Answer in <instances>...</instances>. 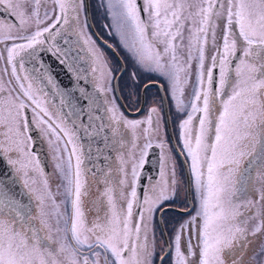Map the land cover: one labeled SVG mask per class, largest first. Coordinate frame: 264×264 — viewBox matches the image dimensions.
I'll return each instance as SVG.
<instances>
[{"label": "snow or ice", "instance_id": "6c2138e0", "mask_svg": "<svg viewBox=\"0 0 264 264\" xmlns=\"http://www.w3.org/2000/svg\"><path fill=\"white\" fill-rule=\"evenodd\" d=\"M32 2L28 14L23 0H0V7L17 18H0V60L9 85L0 81V153H15L18 159L9 158V163L19 165L17 171L27 176L28 164L21 158H35L29 149L33 138L26 133L30 125H42L44 135L52 137L48 143L56 152L61 183L54 192L47 178L39 191L24 181L37 202L36 216L23 213L0 189V264H101V258L103 264H155L158 253L154 233L149 239V221L174 201L177 184L175 161L160 141L158 183L149 184L142 197L138 194V169L159 131L157 109L140 120L127 119L115 103L105 107L113 133L123 127L139 139L142 132L145 143L132 163L129 191L124 190L128 172L123 158L122 178L115 187L107 174L97 180L96 172L85 166L91 147L86 152L84 141L105 130L102 122L96 123L103 118L93 115L90 104L73 110L71 121L54 120L37 95L40 90L33 88L45 77L51 82L37 60L39 46L48 45V51L67 57L58 37L64 45L69 35L89 43L79 25L84 0H53L55 7L42 15L41 0ZM105 7L109 27L133 62L131 78L135 81L139 72L165 80L183 114L178 125L180 152L194 200L187 209L189 218L174 229L171 242L165 241L167 251L159 256L160 264L169 257V264H245L248 237L264 234V0H107ZM33 19L35 29L24 34ZM94 55L98 68L93 71L111 75L113 69L102 54ZM193 79L191 99L185 104V86ZM254 161L261 179L259 200L241 204L243 177ZM251 209L255 211L249 214ZM50 215L55 229L47 223ZM252 216L260 221L249 231ZM22 218L40 219L44 227L25 229L22 223L18 226ZM252 259L264 264V242Z\"/></svg>", "mask_w": 264, "mask_h": 264}, {"label": "rangeland", "instance_id": "374dc122", "mask_svg": "<svg viewBox=\"0 0 264 264\" xmlns=\"http://www.w3.org/2000/svg\"><path fill=\"white\" fill-rule=\"evenodd\" d=\"M106 2L107 0H90V11H91V18L94 27L97 29L98 33L101 37H103L105 40H107L109 43L112 42V40H115L114 45L119 49V51L122 53V58L125 63V74L122 75L120 81H119V90L120 94L127 104V107L131 111H136L139 108L140 104V91L142 86L149 82V81H157L160 82L166 91L167 97L170 101V108L172 110V113L174 114V120L177 122V130L178 134L180 135V129H179V121L183 118V114L179 113L175 106V101L171 97V93L168 90V86L165 80L157 78L154 75L144 74V73H137L136 80L134 81L131 78V73L135 71V68L133 67V62L128 54V52L125 50V48L122 46L120 37L118 34L115 33L114 29L109 27V25L112 23L110 17L108 16L106 12ZM24 7L26 9V12L28 14H31L33 11V2L32 0H23ZM79 3V0H78ZM55 7L53 0H41V7H40V13L41 15L45 10H48L49 12L52 11V9ZM17 19L16 17H14ZM50 23V21H49ZM79 25L81 31L84 33L85 38L89 40L88 44H84L86 48H83L82 44L77 42H73L71 40L72 38H68L69 43L68 45L76 52L79 57H82L84 61L87 63V70H89L91 73L88 74V81L91 85H96L97 93L101 97V100L105 107H111L113 103L116 104V101L114 99V95L112 92V82L114 77L119 71V65L116 62V60L112 57V55L109 53L107 49H105L101 44L95 41L93 36L91 35V32L89 31L88 26L84 27L85 25V10H84V4L83 8L79 11ZM43 26V25H42ZM36 25L34 23V19L30 20L29 24L25 26L26 31L24 34L30 33L35 29ZM13 32H16V29H13ZM59 37L57 39V42L59 41ZM116 43V44H115ZM113 45V44H112ZM40 49L44 48L43 46H39ZM91 49L92 51H90ZM40 51V50H39ZM38 51V52H39ZM37 52V53H38ZM96 54H102V58L104 61L107 62L108 67L113 69V72L111 75H108L107 73H104L103 75L100 73V71L93 72V68H98V62L96 61V57L94 55ZM207 63V62H206ZM4 61L0 60V81H3L5 87H8V77L4 75ZM194 83L193 81L189 82L188 85L185 86V92L183 96L184 103H189L191 99V91L192 86ZM34 90H40L37 91V95L44 104V106L48 109V111L52 114L54 120H59V118L63 117L66 119L65 115L63 114V108L60 104L57 102V98L53 94L52 87L49 85H42L39 82H36L33 84ZM103 89V91H101ZM118 105V104H116ZM118 107V106H117ZM152 108L157 109V113L155 114V119L158 122V129L159 131L155 134H153L152 138V144H155L158 146L160 141H164V147H167L166 144V131L164 128V122H163V112H162V103L160 96L158 92L152 88H148L145 91V105L143 107V110L141 113L138 114V116L135 117H126L127 119H145L148 114L149 110ZM31 110V117L33 115L32 108L29 107ZM55 112V114L53 113ZM101 117L104 121V132H105V139L103 138V142L97 145V156H104L105 154L111 153L112 155V171L115 173V181L118 178H122V174L119 172V168L121 167V158H123L127 163L125 165V169L128 172V184L124 187L125 192L130 190L132 177H131V166L134 160L139 159L140 156V148L144 145L145 139L143 136V133H139V139H135L132 135V132L130 129H126L123 127L117 128L115 133H113L112 128L109 126L108 121V115L104 112L102 113ZM67 120V119H66ZM35 125V124H34ZM36 126V125H35ZM70 126V125H69ZM146 126V125H145ZM38 130L40 131L41 138L43 139V142L45 144L47 154H48V160H49V177L46 176V174L41 171L42 169L38 165L37 167V159L34 154L33 157L35 159H32L29 161L27 158H21V161L23 163L28 164V175L25 176L22 171H17L19 168V165H13V169H15L16 173L19 174L22 181L27 180L29 183V186L32 188L38 187V182H43L45 178L47 179H53L54 175L56 173L58 174V170L56 168L57 160L56 152L53 150V146L48 143L50 137L49 135H44V133L41 131V128L44 126H36ZM143 127V126H142ZM26 136L27 133H26ZM106 141V142H105ZM133 143H135L137 146L133 147ZM62 147V144H61ZM31 148V142H29V149ZM69 148H71V145H69ZM31 151V150H30ZM147 151V150H146ZM163 154V153H162ZM5 155V154H4ZM66 155V154H65ZM168 155H170L176 165V180L177 184L175 187V197L174 201H169L165 207H175L181 210H187L188 209V199L186 195V183L184 180L183 172H182V166L180 165L179 161L176 159V157L173 155L172 152L168 150ZM6 156V155H5ZM8 162L9 158L12 160H17L18 156L15 153H9L6 156ZM252 170L249 172H246L245 176L243 177V186L241 189L240 194V200L239 203L246 204L248 200L252 201H258L259 200V190L261 189V179H260V172L258 168V164L256 161L252 164ZM139 172V169H138ZM159 180V178H158ZM158 180L155 183H158ZM35 181V183H33ZM60 181V178H59ZM151 181L147 183V186L149 184H155ZM147 188V187H146ZM29 190V187H28ZM246 192V195L243 194ZM194 195L192 194L191 201L193 203ZM37 204V202H36ZM256 207H259V204L256 205ZM36 208V206H35ZM136 209H134L135 211ZM61 211H63V206L61 208ZM241 211H244V208H241ZM255 209H251L249 214L254 212ZM159 211H157L152 219L149 221L151 232L149 233V239L151 240L153 237V233L156 240V251L158 253L157 258L155 259V264H158L159 262V256H163L165 253V243L162 237V234L160 232V228L157 222ZM33 216L37 215V208L34 210ZM188 214H179L174 211H166L162 215V223L163 227L165 229V233L168 238V242L172 241V237L174 235V229H177L179 227V224L183 221H186L188 219ZM47 223L51 226L52 229H55L56 227V220L53 216H49L46 218ZM260 221L259 216H252L250 220H248V228L249 231H251V228L258 224ZM20 222L18 221V226ZM25 229L31 228H37L42 229L44 226L40 223V219H32L31 221L27 220V222L22 223ZM45 231H41L40 235L43 236L45 234ZM53 236V239H55L56 233L53 231L51 233ZM249 246L244 249V252L246 253V259L245 264H257V261L253 260L252 257L256 254L258 249L260 248V245L262 242H264V234L257 233L255 236H249L248 237ZM195 243V241H193ZM171 257L165 260L164 264H169ZM237 259L239 260L240 257L238 256ZM101 264H103V259L101 258Z\"/></svg>", "mask_w": 264, "mask_h": 264}, {"label": "water", "instance_id": "95a60500", "mask_svg": "<svg viewBox=\"0 0 264 264\" xmlns=\"http://www.w3.org/2000/svg\"><path fill=\"white\" fill-rule=\"evenodd\" d=\"M84 10H85L86 18H87V26L91 34L103 47H105L113 55V57L119 63L120 70L114 78L113 86H114V92H115L116 99L119 105L121 106V108L125 111V113L129 116H136L142 111L144 102H145V91L147 88L155 87L159 91L170 141L173 145L174 150L176 151V154L179 156L182 166H183V170L185 174V183H186V195L188 199V208H190L192 205V202H191V192L189 190V185H190L189 173H188L187 165L184 163V158L182 154L178 151L175 145L174 137L171 131L170 120H169L167 98H166L162 85L154 81L146 83L142 87L141 92H140L139 108L136 111L127 110L120 96L119 90H118V81L124 71V63L121 57L119 56V54L117 53V51L111 46V44L103 40L96 32L94 25L92 23V20H91L89 0H84ZM0 17H6L8 19L15 20L12 16H9L8 12L4 10V7H0ZM47 54L48 53L46 52V50H43L39 53V57L42 59L41 61L43 62L44 67L49 72V75L51 76L53 81L56 83L57 92L63 98V102L66 104L67 109L70 112H72L73 110H78L81 107H85L86 101L82 100L80 94L76 93L77 91L74 87V83L72 79L70 78L69 74L65 71L64 67H62L54 59V57H52L51 55H47ZM27 115L30 118L28 111H27ZM27 133H28V136H31L33 138V140L31 141V151L36 155V159H38V162H39V165L42 171L45 174H48L49 173L48 157H47V153H46L43 141L40 138L38 129L36 128L34 124H32L30 125V130ZM103 134L104 133H101L102 136ZM95 137L91 138L90 140L91 141L94 140ZM159 162H160L159 149L157 146H152L151 148L148 149V154L146 156V162L143 168L139 172L140 173V183L138 185V194L141 197L143 195V190H144L148 177L152 180L156 179L158 170H159ZM0 189L4 190L7 196L16 203V206L20 208L23 213L25 214L29 212L31 214L33 213L34 204H33L31 196L26 192L21 182L17 178L13 168L7 162L5 156L2 153H0ZM166 211H174L179 214H187V210H181L175 207H165L163 211H159L157 222H158L164 243L165 241H168L167 235L165 233V229L162 223V215ZM21 222L25 223L27 222V219L22 218ZM165 251H167L166 248H165ZM158 264H160V260Z\"/></svg>", "mask_w": 264, "mask_h": 264}, {"label": "flooded vegetation", "instance_id": "af4514ba", "mask_svg": "<svg viewBox=\"0 0 264 264\" xmlns=\"http://www.w3.org/2000/svg\"><path fill=\"white\" fill-rule=\"evenodd\" d=\"M4 10L6 11V8L4 7ZM14 18V16H12ZM0 18H3V19H8L6 17H0ZM85 18H86V15H85ZM15 19V18H14ZM11 20V19H9ZM16 20V19H15ZM92 20V18H91ZM93 23V22H92ZM95 28V27H94ZM96 32L98 33L97 29L95 28ZM90 31V30H89ZM92 35V34H91ZM98 35L100 36V34L98 33ZM93 36V35H92ZM101 37V36H100ZM68 38H72L71 40H73V42H75V40L77 41V37L74 36V35H69ZM94 38V37H93ZM102 39H104L103 37H101ZM95 39V38H94ZM105 40V39H104ZM96 42H98L96 39H95ZM107 41V40H105ZM115 40H112V42H115ZM109 43L111 44V46L117 51V53L119 54V56L121 57L123 63H124V60L122 58V53L119 51V49L116 47V45H114V43ZM63 49L64 51H66L68 53L67 57H64L63 55L57 53V54H53V52H50L47 50V47L48 45H44V48H42L38 53H37V60L38 61H41L42 59L39 57V53L43 50H46V52L48 53L47 55H51L52 57H54V59L62 66L64 67L65 71L69 74L70 78L72 79L73 83H74V87L76 89V93L77 94H80L81 96V99L86 101V105L84 108H88V106L91 104V107H92V111H93V115H99L101 117L102 113L104 112L105 110V105L103 104L102 100H101V97L98 95L97 93V89H96V85H91L88 81V74H90L91 72L89 70H87V63L84 61V59L82 57H79V55L74 52V50L69 46V45H64L63 44V40L62 39H59V41L57 42ZM79 43L82 44L83 48H86V46L83 44L82 41H80ZM99 43V42H98ZM100 44V43H99ZM113 44V45H112ZM116 44V43H115ZM112 55V54H111ZM113 57V55H112ZM114 58V57H113ZM64 60L65 62L62 63L61 60ZM115 59V58H114ZM116 60V59H115ZM117 62V60H116ZM118 63V62H117ZM119 65V63H118ZM45 68V67H44ZM94 69V68H93ZM46 70V73H47V76H50L49 75V72L47 71V69L45 68ZM119 70H120V66H119ZM94 72V71H93ZM119 72V71H118ZM118 74V73H117ZM116 74V75H117ZM125 74V63H124V71L122 73V75ZM121 75V77H122ZM51 77V76H50ZM121 77L119 78V81L121 79ZM115 78V77H114ZM114 81V79H113ZM119 81H118V84H119ZM39 83H41L42 85H49L52 87V90H53V94L55 95V97L57 98V102L58 104L61 105V107L63 108V114L65 115L66 119L68 121H71L73 119H75L74 116H71L69 115L71 112L67 109V106L66 104L62 101H63V98L59 95V93L57 92V89H56V83L53 81V79L51 78V82L48 81L47 77H45L42 81H38ZM149 82H152V81H149ZM154 82H157V81H154ZM148 83V82H147ZM159 84H161L160 82H157ZM146 84V83H145ZM144 84V85H145ZM143 85V86H144ZM162 85V84H161ZM142 86V87H143ZM112 92H113V95H114V99L116 101V106H118V110L119 112H122L124 114V116H126L127 114L125 113V111L121 108V106L119 105L117 99H116V96H115V92H114V86H113V82H112ZM163 89H164V92H165V95H166V98H167V104H168V112H169V120H170V125H171V131H172V135L173 137H175V133H176V129L175 127L177 126V122L176 120H174V114L172 113V110L170 108V101H169V98L167 97V94H166V91H165V88L164 86L162 85ZM149 88H152L154 90H156L159 94V91L157 90V88L155 87H149ZM142 89V88H141ZM148 89V88H147ZM118 90H119V85H118ZM141 92V91H140ZM119 93H120V90H119ZM121 96V94H120ZM160 96V94H159ZM87 97V99H85ZM122 98V96H121ZM161 99V97H160ZM123 100V98H122ZM92 101H95L96 103H92ZM124 104H125V107L127 108V110L131 111L128 107H127V104L125 103V101L123 100ZM162 103V101H161ZM144 105H145V102H144ZM140 106V104H139ZM144 107V106H143ZM97 108L99 109V111L97 112ZM143 110V109H142ZM28 114L31 118V110L28 109ZM142 112V111H141ZM140 112V113H141ZM162 112H163V122H164V128H165V131H166V144H167V147H164V151H166L168 153V150L170 152L173 153V155L176 157V159L179 161L180 165L182 166V163H181V160L179 158V156L176 154V151L174 150L173 148V145L170 141V137H169V133H168V130H167V125H166V121H165V116H164V111H163V107H162ZM53 113L55 114V112L53 111ZM138 116V115H136ZM126 117H135V116H129L127 115ZM103 123L104 124V121H96L97 124L99 123ZM37 128V127H36ZM38 129V128H37ZM39 131V130H38ZM101 133H104L103 136L101 135ZM39 134H40V131H39ZM28 135V133H27ZM105 132L104 130L101 131L96 137L94 140H85L84 141V145H85V150L87 152V149L89 148V146L91 147V153L89 155V158L88 160H86L85 162V166L89 169H92L93 171L96 172V179L97 180H103L104 179V176L107 174L110 176L112 182H113V187H115V173L112 171V155L111 153L109 154H105L104 156H97V145L100 144L101 142H103V138L105 139ZM40 138H41V134H40ZM41 140L43 141V139L41 138ZM31 142V141H30ZM106 142V141H105ZM44 144V142H43ZM45 146V144H44ZM152 146H157L155 144H152ZM158 149H159V157H160V162H159V169H160V163H161V156H162V149L157 146ZM31 150V148H30ZM45 150H46V147H45ZM32 152V151H31ZM46 153H47V150H46ZM3 154V153H2ZM32 154H34L32 152ZM148 154V149L146 151V156ZM4 155V154H3ZM35 155V154H34ZM5 156V155H4ZM36 157V155H35ZM47 157H48V154H47ZM6 158V156H5ZM146 159V157H145ZM7 160V158H6ZM8 162V160H7ZM9 163V162H8ZM10 164V163H9ZM11 165V164H10ZM48 165H49V160H48ZM12 167V166H11ZM183 167V166H182ZM13 168V167H12ZM49 169H50V165H49ZM17 178L19 179V181L21 182L22 186L24 187V189L26 190L27 193H29V195L31 196L32 198V201H33V204H34V210L37 208V204H36V200L34 198V195L31 194L28 190V187L25 186V183L24 181H22L21 177L19 176L18 173H16L15 169H13ZM141 169H139V172H140ZM50 172V171H49ZM159 172V170H158ZM182 172H183V176H184V180H185V174H184V170L182 168ZM47 177H49V173L46 174ZM59 178H60V175L59 173L56 175H54V178L53 179H48L49 180V184L52 186V190L55 192L56 191V188H55V185L57 184H60L61 183V178H60V181H59ZM89 178H91V173H89ZM158 174H157V177L155 180H152L148 177L147 179V182H146V185L144 187V190H143V194H144V191L146 190V187H147V183L149 181L155 183L157 180H158ZM93 190H96L97 188V185L96 184H93ZM102 187V186H101ZM43 188V182H38V187H36V189L39 191ZM143 196V195H142ZM61 199V197H57V200L59 201ZM36 206V208H35ZM34 212V211H33ZM33 214V213H32ZM20 223L21 220L19 221ZM168 239V238H167Z\"/></svg>", "mask_w": 264, "mask_h": 264}]
</instances>
